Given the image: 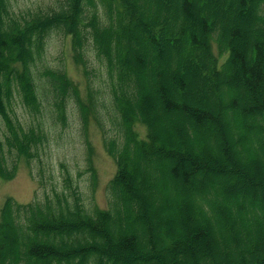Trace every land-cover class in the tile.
Listing matches in <instances>:
<instances>
[{"label":"trees","instance_id":"1","mask_svg":"<svg viewBox=\"0 0 264 264\" xmlns=\"http://www.w3.org/2000/svg\"><path fill=\"white\" fill-rule=\"evenodd\" d=\"M53 30L84 65L91 45L112 77L124 136L106 141L110 207L87 210L67 171L42 200L6 198L0 264H264V0H61L21 16L0 0V115L28 164L48 135L13 104L41 112L35 65ZM44 75L59 111L78 97L64 71ZM6 161L0 139V177L12 178L18 161Z\"/></svg>","mask_w":264,"mask_h":264},{"label":"rangeland","instance_id":"2","mask_svg":"<svg viewBox=\"0 0 264 264\" xmlns=\"http://www.w3.org/2000/svg\"><path fill=\"white\" fill-rule=\"evenodd\" d=\"M59 1L10 0V3L15 14L21 16L51 11ZM247 30L253 33L251 27H247ZM213 50L220 56L216 42H213ZM83 53L85 65L74 57L71 35L60 30L51 31L42 58L35 65L42 113H34L24 106L19 96L14 99V116L25 129L41 122L47 131V141L38 146L37 156L31 160V164L25 157L17 156L14 151L9 152L5 143L7 128L0 115V139L4 142L6 162L12 164L18 161L12 178L0 177V218L6 198L12 197L20 203L42 200L53 187L61 190L66 171L74 185L79 186L87 210L93 212L96 207H110L108 186L118 165L116 157L108 151L106 141L112 138L118 142L123 140L122 119L114 100L113 81L106 62L91 45ZM220 59L223 60L224 56ZM47 70L64 71L78 88V97L70 92L61 111L58 110L57 102L60 100L55 96L52 82L44 75ZM153 114L160 118L159 125L170 131L162 109L158 107ZM174 120L179 121L177 118ZM134 128L140 138H146V125L137 122ZM207 142H210L209 139ZM157 172L162 174V168H157ZM143 233L145 231L141 229V235L145 237Z\"/></svg>","mask_w":264,"mask_h":264}]
</instances>
